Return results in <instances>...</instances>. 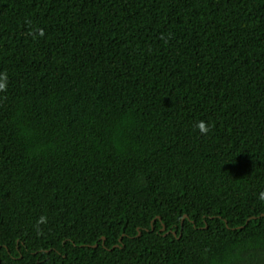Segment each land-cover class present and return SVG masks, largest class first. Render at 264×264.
Instances as JSON below:
<instances>
[{
	"label": "trees",
	"instance_id": "16d2710c",
	"mask_svg": "<svg viewBox=\"0 0 264 264\" xmlns=\"http://www.w3.org/2000/svg\"><path fill=\"white\" fill-rule=\"evenodd\" d=\"M0 77V264H264V0H0Z\"/></svg>",
	"mask_w": 264,
	"mask_h": 264
},
{
	"label": "clouds",
	"instance_id": "9594fccd",
	"mask_svg": "<svg viewBox=\"0 0 264 264\" xmlns=\"http://www.w3.org/2000/svg\"><path fill=\"white\" fill-rule=\"evenodd\" d=\"M3 78L0 77V89H2L4 87V83L2 82ZM196 127L199 129V131L201 133H207L208 132V128L206 127L205 123L203 121L199 122ZM262 198H264V194H262ZM44 221V218L41 217L40 222L42 223Z\"/></svg>",
	"mask_w": 264,
	"mask_h": 264
},
{
	"label": "water",
	"instance_id": "95a60500",
	"mask_svg": "<svg viewBox=\"0 0 264 264\" xmlns=\"http://www.w3.org/2000/svg\"><path fill=\"white\" fill-rule=\"evenodd\" d=\"M94 246H96V245H94Z\"/></svg>",
	"mask_w": 264,
	"mask_h": 264
}]
</instances>
